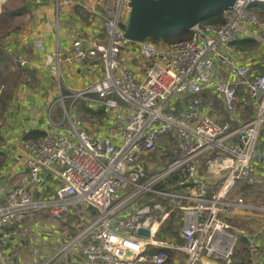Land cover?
<instances>
[{"label":"built area","instance_id":"built-area-1","mask_svg":"<svg viewBox=\"0 0 264 264\" xmlns=\"http://www.w3.org/2000/svg\"><path fill=\"white\" fill-rule=\"evenodd\" d=\"M128 1L112 4L102 35L73 25L70 45L58 42L53 50L60 87L55 102L62 103L63 118L54 120L52 104L45 134L22 140L24 171L0 203V258L1 245L19 235L27 216L40 211L64 219L85 205L83 217H94L89 224L49 253L34 251L31 264H166L172 248L187 254L185 264H230L239 261L236 248L244 232L233 224L235 213L239 207L264 213V205L244 193L233 196L239 181L264 188V173L254 162L264 132V72L252 77L251 62L241 51L237 56L235 44L248 37L264 45V18L254 8L264 0H236L222 8L220 22L200 21L191 37L172 42L127 38L120 23ZM17 58L31 64L24 54ZM93 61L103 66L101 77L83 88L62 89L65 65ZM225 63L234 79L222 74ZM208 94L222 102L224 114ZM246 104L253 105L252 116H246ZM85 105L109 110L112 121L92 129L81 115ZM159 145L171 146L170 162L153 168ZM162 183L168 187H158ZM149 191L168 196L165 204L179 209L178 239L158 236L169 211L156 219L155 229L146 222L163 206L137 203ZM140 226L151 235L140 234ZM257 234H244L245 264H257L261 254Z\"/></svg>","mask_w":264,"mask_h":264},{"label":"crops","instance_id":"crops-1","mask_svg":"<svg viewBox=\"0 0 264 264\" xmlns=\"http://www.w3.org/2000/svg\"><path fill=\"white\" fill-rule=\"evenodd\" d=\"M115 1L71 0L63 3V0H40L39 2L27 0L29 7L27 23L10 32L9 35L0 38L5 40V46L0 49V62L5 67L4 74L8 76L0 85V100L4 97L5 90L10 93L6 107L1 109L0 106V203L6 200L9 191L19 182L24 171L25 155L22 152L21 144L25 138V132L31 129L46 130L48 109L52 104L51 113L54 120L60 121L63 118L62 103L55 102L60 95V87L54 72L56 66L51 58L56 44L60 42L70 45L69 27L73 25L81 26L85 32L102 35ZM40 44L43 46L42 49L39 48ZM239 51H241V56L246 57V61L251 62L252 77L264 72V56L261 58L254 52L237 48L238 57ZM19 54H24L31 64L27 66L19 61L17 58ZM221 72L227 78H235L230 70L224 68V64L221 65ZM102 74L103 66L98 61L65 65L62 89L67 91L68 87L83 88L101 77ZM206 92L204 96L207 94ZM213 99L218 98L216 96L210 98L212 105L216 104ZM58 103L62 112V118L59 119L55 118L53 113L54 107ZM249 105L253 107L251 104H246V107ZM80 110L85 124L92 129L99 126L104 127L112 121L109 110L105 108H93L85 105ZM246 111L245 108V113ZM253 113L254 111L250 113L248 109L246 116H252ZM89 117H96L99 120L91 121ZM254 162L255 170L264 173V132L260 136ZM51 190L52 186L48 187V191ZM240 193L246 194V190L242 191L239 188ZM247 200L264 205L263 196L253 194L248 196ZM241 210L243 213L253 211L252 208L239 207L235 214H239ZM242 233L248 234L243 231ZM44 238L49 239L47 236ZM262 247L257 264H264V244ZM49 249L50 247L45 251ZM45 251L42 253L46 254Z\"/></svg>","mask_w":264,"mask_h":264},{"label":"rangeland","instance_id":"rangeland-1","mask_svg":"<svg viewBox=\"0 0 264 264\" xmlns=\"http://www.w3.org/2000/svg\"><path fill=\"white\" fill-rule=\"evenodd\" d=\"M24 5H26V9H23ZM28 9L29 7L27 6V0H0V38L9 35L10 32L14 31L17 28H20V26H24L27 23V20L29 19L27 17ZM256 11L262 18H264V6L259 9H256ZM262 11L263 13L261 14ZM158 42H162V40L160 39ZM248 51L254 52L260 55L262 58L264 56V45H262L257 40L256 45ZM134 62L136 63V61ZM224 68L226 70H229L228 64L225 63ZM240 91L241 93H243L242 89ZM210 98H213V95L208 94L207 99L210 100ZM213 100L214 102H216V104L214 103L213 105L215 110L218 113L224 114L225 110L222 105V102L219 99ZM68 103L69 101L66 102V104ZM78 105L79 107L81 106L80 103ZM248 109L250 113L254 111L253 107L250 105L247 107V111ZM53 113L55 118H62V112L60 110L59 103L55 105ZM89 119L95 122L99 120L96 117H89ZM161 141L165 143V139ZM159 144H161V142ZM170 144L172 145V142H170ZM155 152L156 154H159L160 157L159 159H157L156 157L151 159L150 164L152 163L153 168L161 165H166L168 162H170L171 146L163 148L161 145H159L156 147ZM205 169L206 167L204 168V170ZM224 174L225 171L223 172V176ZM238 185L239 188L242 189V191L246 190V197L252 196L254 194L260 197L263 196L264 198L263 187L246 186L243 182L240 181L238 182ZM158 187L167 188L168 185L167 183H162L161 185L159 184ZM239 188H236V192H234L233 196L239 193ZM168 201V196L162 197V195L149 191L140 196V198H138L137 200V203L139 205L149 204L150 206H152L154 202L163 203V206L161 207L163 208V211L160 212L161 208L155 210L159 211V214H157L156 219H161L162 216L166 213V211H169L170 215L168 216V219H166L161 224L160 230L164 232V238L174 237L178 239L179 234L173 232L172 230L165 229L168 225V220L170 219V216L173 213H175L177 217L179 215V211L177 208H173L171 205L165 204ZM84 206L85 205L79 206L74 210L73 213L67 215L64 219L57 220L50 216V214L40 211L35 212L33 215L27 216L19 224V235L14 238L12 242H9L7 244L3 243L1 245L2 257L0 258V264H31L33 262L34 251H38V254L42 255V252L45 251V249H47L48 247H50L48 251H45L46 253H49L50 251L61 245L64 240L70 237H75L89 224V221L94 218L90 215L88 217L89 220L83 217V212L85 210ZM77 209L80 212H77ZM91 213L96 214V211L93 210ZM233 224L239 226V228L243 229L244 232H247L250 236L257 232V236L260 239L261 248H263L262 244H264V213H261L259 211L243 213V211L241 210L239 211V214L235 215ZM241 234L242 232L239 231V241L236 248V256L246 261L249 257V251L247 247L249 235L246 236V239H243V235ZM45 235L49 237L48 241H44L45 239L43 238ZM12 244L14 245V248L10 250V246ZM186 259L187 254H185L179 249L172 248L170 250V259L166 264H172L174 260H177L175 264H185ZM197 264L199 263L197 262Z\"/></svg>","mask_w":264,"mask_h":264},{"label":"water","instance_id":"water-1","mask_svg":"<svg viewBox=\"0 0 264 264\" xmlns=\"http://www.w3.org/2000/svg\"><path fill=\"white\" fill-rule=\"evenodd\" d=\"M236 0H129L128 15L121 27L129 39L145 42L150 37H163L178 29H191L217 8ZM140 234L150 236L149 227L140 226ZM132 257L134 252L126 251Z\"/></svg>","mask_w":264,"mask_h":264},{"label":"trees","instance_id":"trees-1","mask_svg":"<svg viewBox=\"0 0 264 264\" xmlns=\"http://www.w3.org/2000/svg\"><path fill=\"white\" fill-rule=\"evenodd\" d=\"M262 6H264V2H257L254 5V8L259 9ZM23 9H26V5H24ZM262 13H263V11L261 12V14ZM221 20H222V8H217L214 11H212L208 15V17L204 18L202 21L203 22H220ZM191 35H192L191 29H178V30H174L172 32H169L160 38L159 37H150V40H152L154 42H158L161 39L163 42H172V41H176V40L187 39V38L191 37ZM256 43H257L256 39L248 38V37L238 39L235 42L236 47L240 50H250L256 45ZM4 69H5V67H3V65L0 62V85L8 77L7 75L4 74ZM10 91H12V90H10ZM9 97H10V93H8V90H5L4 91V97L2 98V100H0L1 109H4L6 107ZM44 134H45L44 130L31 129V130L25 132L24 137L25 138L38 137V136H41ZM176 178H177V176H174L173 178L170 179V181H174ZM178 211H179V209H178ZM180 224H181V214L179 213V215L177 217L176 214L173 213L170 216V219L168 220V225L166 226L165 229L172 230L173 232L179 234ZM163 234H164V232L162 230H160L158 233V236L161 237V236H163ZM241 235H243V234H241ZM242 238L246 239V235H243ZM176 262H177V260H174L172 264H175ZM232 263H234V264H245L246 261L239 258V261L237 259H235L230 264H232Z\"/></svg>","mask_w":264,"mask_h":264},{"label":"bare ground","instance_id":"bare-ground-1","mask_svg":"<svg viewBox=\"0 0 264 264\" xmlns=\"http://www.w3.org/2000/svg\"><path fill=\"white\" fill-rule=\"evenodd\" d=\"M159 208H161V207H159ZM161 211H163V208L160 209V212H161ZM158 212H159V211H154V212H152V214H151V215L147 218V220H146V222H147L148 224H151V225H152L153 229H155V228L157 227L156 216H157V214H159Z\"/></svg>","mask_w":264,"mask_h":264}]
</instances>
